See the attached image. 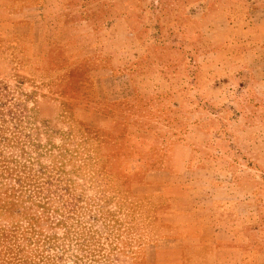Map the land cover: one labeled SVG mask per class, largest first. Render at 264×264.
Here are the masks:
<instances>
[{
    "label": "rangeland",
    "instance_id": "obj_1",
    "mask_svg": "<svg viewBox=\"0 0 264 264\" xmlns=\"http://www.w3.org/2000/svg\"><path fill=\"white\" fill-rule=\"evenodd\" d=\"M0 155L62 264H264V0H0Z\"/></svg>",
    "mask_w": 264,
    "mask_h": 264
},
{
    "label": "trees",
    "instance_id": "obj_2",
    "mask_svg": "<svg viewBox=\"0 0 264 264\" xmlns=\"http://www.w3.org/2000/svg\"><path fill=\"white\" fill-rule=\"evenodd\" d=\"M0 157V161L4 160L3 156ZM11 171V168L0 171V216L17 215L25 224H15L9 229L0 226V264H62L63 258L68 255L62 238L41 234V231L36 229L40 218L26 214L24 208L20 213L13 214L12 211L20 207L17 201L24 193L21 192V181L16 187L18 195L13 184L3 181L11 178ZM13 180L19 181L20 178L17 176ZM56 224L62 225L63 220H57ZM73 258L72 264H77L76 256Z\"/></svg>",
    "mask_w": 264,
    "mask_h": 264
}]
</instances>
